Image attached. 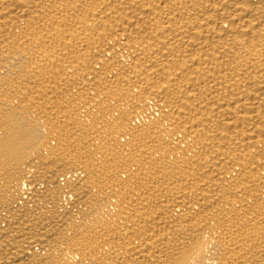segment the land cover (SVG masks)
I'll list each match as a JSON object with an SVG mask.
<instances>
[{"label":"bare ground","instance_id":"6f19581e","mask_svg":"<svg viewBox=\"0 0 264 264\" xmlns=\"http://www.w3.org/2000/svg\"><path fill=\"white\" fill-rule=\"evenodd\" d=\"M0 264H264V0H0Z\"/></svg>","mask_w":264,"mask_h":264}]
</instances>
